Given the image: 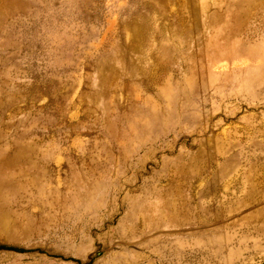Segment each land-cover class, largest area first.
<instances>
[{
	"label": "rangeland",
	"instance_id": "rangeland-1",
	"mask_svg": "<svg viewBox=\"0 0 264 264\" xmlns=\"http://www.w3.org/2000/svg\"><path fill=\"white\" fill-rule=\"evenodd\" d=\"M0 264H264V0H0Z\"/></svg>",
	"mask_w": 264,
	"mask_h": 264
}]
</instances>
